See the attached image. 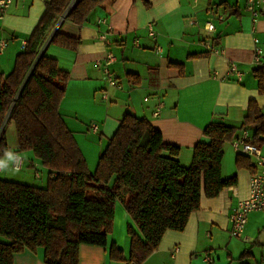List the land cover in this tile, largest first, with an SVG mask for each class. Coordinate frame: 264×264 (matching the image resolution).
Returning <instances> with one entry per match:
<instances>
[{"label": "crops", "instance_id": "crops-1", "mask_svg": "<svg viewBox=\"0 0 264 264\" xmlns=\"http://www.w3.org/2000/svg\"><path fill=\"white\" fill-rule=\"evenodd\" d=\"M50 1L13 0L0 19V42H8L0 52V72L8 74L14 69L17 55L24 51ZM148 1L146 5L143 0H103L82 25L63 14L53 31L80 38L79 46L72 49L50 43L49 37L41 49L69 74L61 114L91 173L126 113L149 120L166 142L181 147L179 159L190 166L196 144L209 141L204 131L212 121L240 128L251 104L264 108L254 72L264 67V56L261 63L254 61L255 47L264 50V0H256L260 15L254 31L247 0ZM208 22L215 24V31L205 29ZM149 23L154 24L157 39L149 36ZM108 25L113 33L107 44L100 35ZM207 41L221 52H211ZM157 45L163 48L161 53H156ZM108 52L117 57L112 71L121 87H109L97 64ZM232 61L243 71L241 78L228 73ZM105 91L107 100L102 97ZM93 123L99 125L98 132L92 130ZM224 151L222 175H236L237 183L217 197L203 193L201 208L191 214L186 228L167 231L159 247L141 264H264V210L250 213L242 237L230 234V216L249 196L253 173L238 168L239 155L231 141ZM29 160L41 176L40 161L32 156ZM129 227L141 235L124 201L118 200L108 244H82L80 264H129ZM114 244L126 260L111 258ZM44 255L42 247L25 249L15 254L13 264H46ZM207 255L213 261H207Z\"/></svg>", "mask_w": 264, "mask_h": 264}, {"label": "trees", "instance_id": "trees-1", "mask_svg": "<svg viewBox=\"0 0 264 264\" xmlns=\"http://www.w3.org/2000/svg\"><path fill=\"white\" fill-rule=\"evenodd\" d=\"M71 1L48 2L14 69L0 72V158L10 151L5 128L1 132L7 120L16 126L18 151H32L49 169L44 188L0 178V264H13L16 253L39 247L44 248L46 264H80L82 244H108L118 200L124 201L141 232L128 229V260L141 264L167 231L186 228L191 214L201 208L203 193L217 197L237 183L236 175H222L227 142L249 129L253 143L264 147V108L256 104L250 105L240 128L212 121L204 131L209 141L196 144L190 166L179 159L181 147L166 142L149 120L126 113L91 173L61 114L69 74L56 58L41 53ZM102 1L78 0L67 16L82 25ZM80 42L59 29L50 39L72 49ZM254 72L264 95V67ZM251 158L239 155L238 168L254 173ZM110 255L126 260L115 244Z\"/></svg>", "mask_w": 264, "mask_h": 264}, {"label": "built area", "instance_id": "built-area-1", "mask_svg": "<svg viewBox=\"0 0 264 264\" xmlns=\"http://www.w3.org/2000/svg\"><path fill=\"white\" fill-rule=\"evenodd\" d=\"M78 0H72L68 10L66 11L65 15H67L68 11L77 3ZM13 0H0V19H3L12 5ZM247 9L251 13L252 17V30L256 29V22L259 18L260 11L256 7V0H247ZM194 22V21H193ZM205 29L209 31H215L216 26L215 24L208 22L205 24ZM113 33L112 26L108 25L106 30H104L100 38L105 43L110 42V36ZM148 33L149 36L157 39L158 34L155 30L154 24H148ZM255 42H258L257 38H255ZM207 48L213 53H220V49L215 47L211 41H207L206 43ZM8 42L2 40L0 42V52L3 53L4 49L7 47ZM163 48L160 45L156 47V53H161ZM264 56V50L256 46L254 49V61L255 63H261L262 58ZM117 61V57L114 53L108 52L103 59H99L97 64L102 67L104 78L107 80L109 87H121L120 83L116 79L113 71L112 65ZM229 74H235L238 78L243 76V71H241L238 67V63L232 61L228 68ZM103 99H108L109 94L108 92H104L102 95ZM160 113V109L156 112V114ZM92 130L94 132L99 131V125L97 123L92 124ZM234 150L237 152L238 155H245L254 158L256 163V171L252 174L251 177V185H250V193L249 196L243 200H241L237 207L233 209V212L230 216L231 228L230 234L232 237L240 238L242 237L248 217L250 213L254 211H263L264 210V152L261 146H258L253 143V134L249 129H245L241 131V133L231 141ZM25 165V158L22 154L16 152L14 154V162L13 166L16 170H21ZM3 169V160L0 158V171ZM35 175L37 177L40 176L39 172H36ZM206 260L211 262L213 261V257L210 255L206 256ZM129 264H137L130 262Z\"/></svg>", "mask_w": 264, "mask_h": 264}, {"label": "rangeland", "instance_id": "rangeland-1", "mask_svg": "<svg viewBox=\"0 0 264 264\" xmlns=\"http://www.w3.org/2000/svg\"><path fill=\"white\" fill-rule=\"evenodd\" d=\"M4 128L6 131L10 151L2 159L3 169L0 171V178L42 188L46 187L48 183L49 169L43 166L41 161L39 160L40 162L37 163L38 169L41 172V176L37 177L35 175V168L29 165V158L31 156L33 158L35 157L33 152L29 150L16 151V149H18V138L15 124L13 122H7L6 120L2 127V131L4 130ZM15 151L22 154L26 160L25 165L21 170H16L13 166L14 159L11 156L14 157Z\"/></svg>", "mask_w": 264, "mask_h": 264}, {"label": "water", "instance_id": "water-1", "mask_svg": "<svg viewBox=\"0 0 264 264\" xmlns=\"http://www.w3.org/2000/svg\"><path fill=\"white\" fill-rule=\"evenodd\" d=\"M54 32H55V31H53V32H52V34H51L50 38L53 36ZM1 131H2V129H1Z\"/></svg>", "mask_w": 264, "mask_h": 264}]
</instances>
